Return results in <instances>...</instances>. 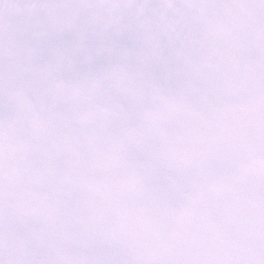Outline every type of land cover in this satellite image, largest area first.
I'll return each mask as SVG.
<instances>
[{"label": "snow or ice", "instance_id": "snow-or-ice-1", "mask_svg": "<svg viewBox=\"0 0 264 264\" xmlns=\"http://www.w3.org/2000/svg\"><path fill=\"white\" fill-rule=\"evenodd\" d=\"M0 264H264V0H0Z\"/></svg>", "mask_w": 264, "mask_h": 264}]
</instances>
